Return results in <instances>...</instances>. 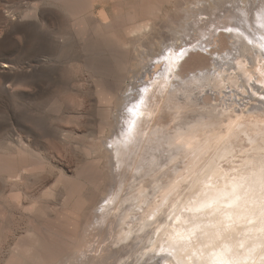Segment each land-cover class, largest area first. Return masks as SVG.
Returning <instances> with one entry per match:
<instances>
[{
  "label": "bare ground",
  "instance_id": "bare-ground-1",
  "mask_svg": "<svg viewBox=\"0 0 264 264\" xmlns=\"http://www.w3.org/2000/svg\"><path fill=\"white\" fill-rule=\"evenodd\" d=\"M240 1L234 0L233 9L226 14L223 12L225 27L229 29L221 30L219 36L216 30L208 35L203 31L193 33L195 36L192 37L200 41L197 45L187 42L191 38L188 34L195 27L201 29V25L199 28L197 20L186 22L185 26L183 23L188 19L189 10L201 11L202 7L206 8V0H12L4 4V27L1 28L0 37L9 38L10 41L11 36L21 30L20 26H24L26 33H36L38 36H33L35 40L38 39L37 45L28 52L26 65L19 66L15 61L2 58L5 56L2 52L6 54V50L1 48L0 75L6 82L11 86L29 84L43 75L48 78L55 75L61 62L63 64L65 61L66 65L81 62L85 71L95 77L101 99L111 102V106H104L99 111L100 141L90 148V152L100 153L103 165L86 160L74 177L65 174L64 184L69 198L66 201L69 203L62 204L54 218L38 219L25 235L17 238L18 255H29L38 264L56 261L65 255L68 260L81 257L83 247L88 243L91 224L98 222L99 225V220L108 223V219L114 221L112 224L117 222L116 216L121 206L117 204V198L108 196L111 198H108V202H105V198L102 200L105 205L101 203L96 207L103 196L98 189L107 179V171L110 169L112 174L119 176L123 167L131 169L133 165L134 169L139 170L147 163L154 162L156 154L168 144L183 149L186 166L197 167L193 177L189 174V188L182 189L179 196L173 199V190L166 184L160 186L159 200L155 199V195L154 198L137 195L139 210L134 209V214L121 223L125 226L119 229L118 242L126 241L131 236L134 238L144 229L152 227L150 246L154 250H162L163 260L168 264H264V97L258 93L264 90V0H247L244 5ZM53 8L70 16L72 31L56 34L49 30L48 22L55 15ZM107 9L110 10L109 14H106ZM164 23L170 25V30L178 34L183 43L176 46L178 39H175V35L169 43H165L169 38L164 41V49L157 56L152 51L141 53L144 42L149 43L154 32ZM183 26L184 32L174 30L176 27L183 29ZM221 35L223 39L226 38V47L223 45L221 51L224 52L220 53L215 47L225 40ZM230 38L233 40L228 41ZM210 46V49L207 48ZM208 53L213 59L210 69H214V73L210 70L205 72L201 66L193 75V80L190 70L186 72L184 66L191 56L202 58ZM215 53L216 56H213ZM220 64L223 72L219 70ZM131 69L138 74L140 72L137 77L138 81H142V90L133 81L131 88L127 89L129 92H122ZM229 69L231 72L227 74V83L239 88L237 94H232V102L235 106L244 105V108L238 110L236 116L214 121L209 131L199 127L195 116L190 122L186 121L188 123L178 121L177 116L184 107L182 101L189 98L187 78L197 82L200 78L212 76L218 82V78H222V74ZM246 88L252 93L250 105L245 102L248 97ZM196 89L193 98L198 97L199 88ZM136 95H139L137 100L134 99ZM135 100L138 102L136 105L132 104ZM112 103H116L118 109L122 103H126V109L122 111L123 121H117V124L114 123L117 109ZM51 107L54 109L48 113L63 110L60 104ZM31 111L32 106L27 107L24 120L27 125L41 122L32 116ZM39 111L42 112L41 108H38ZM48 115L46 112L45 116ZM44 124L33 125L39 131H34L32 125L24 128L30 139L18 131L9 135L8 145L0 149V181L26 187L28 183L24 185V182L33 180L37 169L44 166L49 158L38 148L35 149L36 134L49 136L56 129L52 123V127ZM109 128L115 130L114 138L109 137L113 138L111 147L104 139ZM193 166L187 168L194 170ZM183 175L178 174L176 178L182 180L185 178ZM21 201L20 197L15 201L17 208L23 206ZM79 211H84L83 215ZM160 212L166 213L167 219L157 222L156 216ZM90 213L93 220L89 217ZM125 215L128 217V214ZM112 254L113 251L105 256L111 257ZM18 264H24V261Z\"/></svg>",
  "mask_w": 264,
  "mask_h": 264
},
{
  "label": "rangeland",
  "instance_id": "rangeland-1",
  "mask_svg": "<svg viewBox=\"0 0 264 264\" xmlns=\"http://www.w3.org/2000/svg\"><path fill=\"white\" fill-rule=\"evenodd\" d=\"M11 1L12 0H0V31L2 30L1 28L4 27L3 13L5 12V9L3 10L2 8H4L5 5L9 4ZM29 1H33V0H29ZM206 1H207L206 3L208 4H205L206 8L205 6L204 8L202 7L201 11L200 10L188 11L189 12L188 19L184 20L183 25L185 26L186 22L191 23L193 20H197L198 27L199 25H201L200 27L202 30L198 28L196 29V27L195 29L198 31H195V29H191L192 31L190 30L188 34L191 38L187 42H194L196 45L197 43L200 44V41H198L199 39L195 40L196 38L192 37L195 36L194 34H198L199 31H203L205 35H208L212 30H216V35L219 36L218 34L220 32L222 33V31L224 32L225 30L229 29L225 27L226 22L224 23L225 19L223 17L224 14H226L229 9L231 8L233 9L234 0L233 1L217 0V2L216 0H213L214 3L211 0H206ZM245 1L247 0H241L240 4L244 5L246 3ZM254 1L255 0H253V2ZM228 5H233V6L228 7ZM170 8L174 9V11L177 10L174 7H170ZM57 9L58 8L52 9L55 12V15L48 22L49 30H51L52 33H56V34L64 33V32L68 33L72 31L71 20H69L70 16L67 17V15L63 11ZM171 12H173V10ZM219 12L220 14L222 13L221 14L222 16L219 14ZM109 13L110 10L107 9L106 14ZM164 25L167 27H165ZM168 26L170 25L168 24L166 25V23H164L163 26L161 24V27L159 28V30L154 32L149 42L152 44H149L147 41H145L144 42L145 45L140 48L141 53H147V51L148 52L152 51L154 53V56H157L164 49V47L162 46L164 41L168 40L169 38V40L165 42V43H169L170 38L171 39L173 37L175 38V35H177L175 39L176 40L178 39L175 45L176 46L181 45V43L183 42L182 40H179L180 38L178 37V34L171 31L170 27ZM184 26L182 27L183 29H180L179 27L176 28L174 27L175 28L174 30L179 32H184L185 29ZM19 28L22 31L19 30L17 33L13 34L11 36L12 38L10 37L11 38L10 41L9 38L2 36L0 37V59L2 55H5L2 56V58L6 60L10 59L12 61H15L16 64L22 66V65H26V62L28 61L27 60L28 52L29 51L31 52L33 48H35V46L37 45L36 43L38 39L35 40L34 37L37 38L38 36L36 33H34L35 35L33 33L31 34L26 33L25 29H23L24 26H20ZM31 35L32 38L30 37ZM220 37L222 38L223 36L221 35ZM221 38L218 39L221 40ZM224 39L223 40L225 42L220 41L221 43L220 42H219L220 44L218 43V47H215L217 52L220 53L224 52L221 51L223 50L226 43V38ZM231 40L233 39L230 38L228 41ZM133 42L135 43V41H132V43ZM137 44H139V42H137ZM1 48H4V50H6V54L4 51H3L4 53L1 51L2 50ZM207 48L210 49L211 46ZM216 53L213 56H216ZM208 54H205L204 55L205 58L204 56L202 57L203 59L200 58L199 56H195V55L191 56V58H189L190 60H188V62L184 66L186 72L190 70L191 72L190 77L193 80L195 79L193 75L195 74V72L198 71V69H201V66L202 68L205 69L204 70L205 72L210 70L212 74L214 73V69H210L211 66L213 65L212 64L213 59L212 56ZM150 58L148 57L147 59ZM61 61H63V58L61 59ZM60 65L61 66L58 67V71H56L55 75L50 76V78L43 75L41 78L44 79L35 78L34 79L35 81L33 80L32 82L33 84L30 81L29 84H25V85L19 84V85L11 86L10 83L6 82L3 76L0 75V149L5 148L8 145L9 135H12V133H15L16 131L21 132L22 134L24 133L26 138L30 139L31 136L28 133H26L24 129L26 126L32 127L35 124L38 126V123L39 124L45 123L44 125L47 126L50 125L49 127H52L51 125L52 123L53 127L54 126L56 127V129L54 127L55 130L51 128L54 131L49 136H43L41 134H38V132L36 134L37 136L35 138V149L38 148L37 150H40L41 153H43L49 158L45 162L42 168L37 169L38 171H36V175L38 176V178L36 175H34L36 178L32 177L33 180L29 179L30 180L29 181L27 179L28 181L26 180L24 182V185L28 183L27 186L22 187L21 185L22 188H20V184L16 185L13 183L12 185L11 182L8 183L5 181H0V223H2L0 224V229H1L0 264H18V262L20 261H24V264H38L35 261H33V259L29 255H25V254L24 256L18 255L16 251L17 238L21 235H25L27 231L30 230V228L33 226V223L38 219L47 220L54 218V216L57 215L58 209L62 207V204L67 205V203H69V201H66L69 198L67 195V189L64 184L65 174L67 176L74 177L77 174V171L79 170L80 166L86 160L93 161L94 163L101 162V165H103L104 163V161L100 159L101 156L100 153L97 151L90 152V148L94 144H97V142L100 141L101 132H100L99 111L101 108H104V106L107 107L111 106L109 105V103L111 104V102L101 99L102 96L99 91L98 83L95 77H93L88 71H85L84 67L82 66L83 64L81 62L78 63L71 62V64L68 63L66 65V62L64 61V63L62 64L61 62ZM134 67L136 68V66ZM218 67H220V69L219 68L218 69L221 72L224 71V69L221 68L222 64L218 65ZM229 72H231L230 69L228 70V72L223 73L222 74L223 77L218 78V82L213 80L212 76L206 78H200L197 82L189 79L188 77L186 88L189 90L188 92L189 98L188 101H182L184 103V107L181 109L180 116H177V120L180 122H183V120L184 122L186 121L190 122V120H192L191 118L195 116L194 118H196L199 121L200 124L199 127L201 128L204 127L205 131H209L212 129L211 124L214 121L219 122L221 120L228 118V116H232V115L236 116L238 114V110L243 109L244 105L235 106L232 102L233 100L232 94H237L239 88L235 86H229V84L227 83L226 81L228 79L227 74ZM139 74L132 71V69L128 71L126 76V82L124 83V88L122 92L125 91L129 92L127 91V89L129 87L131 88L133 81H135L133 82V84L136 87L139 86V89L141 88L140 84L142 83V81L141 82L138 81V77L140 76ZM130 82L131 84L127 85V83ZM135 83H139V84H135ZM196 87L199 88L198 89L199 98L192 97L193 93H195L194 91H197ZM141 90L142 89H140V91ZM246 90L248 92L246 91L245 93L248 95V97L245 99V102L247 103V105H250L252 102V98H251L252 95L250 94L252 93L250 89L248 90V88H246ZM258 93L262 94L261 96L264 97V90H259ZM136 96L137 98L134 99L137 100L139 98V95ZM136 100L132 104L136 105L138 103ZM28 103H30L29 104L30 106L28 105ZM59 104L63 109L61 112L54 114L53 112L48 113V111L54 109L51 106L56 107L59 106ZM122 104L121 106H119L121 108V109L119 108L120 109L119 110L116 107V103H112V105L117 109V111H115L116 119L114 120V123L116 122V124L117 121L118 122L123 121L122 111H125L126 103H124L123 105ZM31 106L33 109V111H31L32 116H34L41 122L38 123L34 122L33 124L31 123L30 125H27V122H25L24 120H25V116L27 115V107H31ZM49 106L51 107L50 109ZM249 107L250 106H246V108ZM38 108H41L42 112L39 111L38 113L37 112ZM44 111H46L47 114H50L48 115L49 117L45 116L46 112L44 113ZM43 113L45 115H43ZM119 117H121L122 119ZM179 117H181L180 120ZM131 125H132V121L130 120V126ZM37 126H35V129L33 126L32 129L34 131H39L37 129ZM71 130L74 134L73 133L65 134V131L70 132ZM109 130L110 131H108V129L106 130L107 132H105L104 134V139L108 143V146L111 147L112 143L110 141L115 136V133H113L115 132V130L111 128H109ZM174 132L175 130L172 133ZM105 136H107L108 139ZM109 137H113V138H109ZM185 163H186L185 153L183 149H181L180 146L171 147L168 144H166L165 147L162 148V150L156 154V159L154 162L147 163L139 170L134 169L133 165L131 169L129 167L128 168L123 167L124 169L122 170V175L117 176L114 173L112 174L109 169L107 171L108 174H106L108 175L106 176L107 179L105 180L103 186H101L100 189H98V191H101L103 193L104 197L101 195L102 196L100 198L101 200L99 199L97 201L96 207L101 206V203L102 205H105L106 203H104V201L102 200L105 198L104 199L105 202H108V198H109L108 196H110L111 198L113 197V199L117 198V204L121 205L117 212L118 216H116L117 222L115 224H112V222L114 221L108 219L107 220L108 223H105L106 221L101 222V220H99L100 221L99 225L98 222H95L96 225L91 224V226H89L88 229V235H89L87 236L88 243L85 244L86 246L84 245L85 246L83 247L84 252L81 255V257H78V259L68 260V257H66L67 255H65L56 261L46 262L42 264H104V263L105 264H163L164 262L165 264H168V262L166 263L165 259L163 260L161 254L162 250H156V249L154 250L150 246L151 245L150 237L153 235L152 227H150L151 229L150 228L144 229V231L140 232V235H137L134 238L131 236L126 241L118 242L119 229L125 226L122 225L121 223L123 221L128 220L129 217L134 214L135 212L134 209L139 210L137 205H139L140 200L137 203V198H136L137 195H142L141 198H144L146 196L148 198L149 197L154 198L153 196L155 195V199L159 200L160 186L165 184L168 187H171L173 190L171 193L172 199L177 198L179 196V193L182 191V189L185 188V190H187L190 186L189 181L191 177H193V175L195 174L194 172L197 170L196 169L197 167L196 165H194L195 167L193 165L186 166ZM192 166L194 170L188 169V168H192ZM39 173L40 175H38ZM178 174L180 175L185 174L183 175V177L185 178H182V180L177 179L176 177ZM189 174L192 176L190 177ZM35 179H37L38 181ZM120 180L122 182H120ZM9 184L12 186L14 191L13 189H11V186ZM14 185H16L15 186L16 188L14 187ZM17 189H19L21 192L18 191ZM22 191L24 193H22ZM49 191H51L52 193ZM25 192L26 194L27 193L28 194L25 195ZM19 197L20 200H22L21 202L24 203L21 208L20 207L17 208V206L15 205V201H17ZM122 202L123 204H121ZM142 205L145 204L142 203ZM83 212L84 211L81 212L79 211L78 213L83 215ZM125 214H128V217H126L127 215ZM86 215H88L87 212ZM90 215L91 213L89 214V217ZM92 217L93 216H91L90 218L93 220L94 218ZM166 219H167V214L163 212H160L156 216L157 222H161ZM83 224L84 221L81 226L82 229H83ZM91 229H93L94 231ZM112 229L114 230L112 231ZM87 239L85 240V242L87 241ZM111 251H113L112 256L111 257L108 256L109 258L106 257L105 255ZM100 255L103 256L101 257Z\"/></svg>",
  "mask_w": 264,
  "mask_h": 264
}]
</instances>
